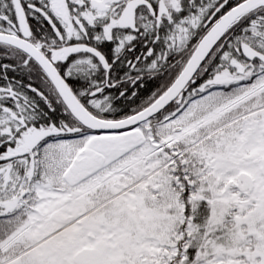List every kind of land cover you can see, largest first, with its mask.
<instances>
[{
    "label": "snow or ice",
    "instance_id": "1",
    "mask_svg": "<svg viewBox=\"0 0 264 264\" xmlns=\"http://www.w3.org/2000/svg\"><path fill=\"white\" fill-rule=\"evenodd\" d=\"M0 264H264V0H0Z\"/></svg>",
    "mask_w": 264,
    "mask_h": 264
}]
</instances>
